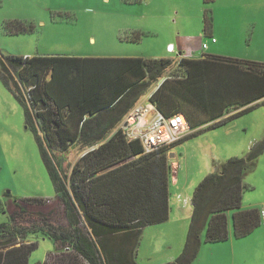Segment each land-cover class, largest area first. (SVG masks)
<instances>
[{
	"label": "trees",
	"instance_id": "obj_1",
	"mask_svg": "<svg viewBox=\"0 0 264 264\" xmlns=\"http://www.w3.org/2000/svg\"><path fill=\"white\" fill-rule=\"evenodd\" d=\"M204 25L205 30L213 26L211 8L204 12ZM3 27L7 34L35 29L20 19L6 20ZM140 40V32L129 38ZM0 80L23 106L26 127L34 132L56 192L54 198L12 200L15 212L0 223V264H29L40 236L56 244L42 264H138L144 228L169 219V150L264 103V62L231 57L29 56L0 50ZM160 81L150 100L163 114L182 113L190 129H199L169 148L145 152L117 127ZM72 147L84 152L65 169ZM263 153L264 138L247 155L230 157L198 183L185 247L174 260L160 264H191L203 231L207 242L228 240L231 211L235 238L263 224L262 209L243 208L245 175ZM26 203L59 209L33 224H17L16 212ZM62 204L70 228L47 219L55 220Z\"/></svg>",
	"mask_w": 264,
	"mask_h": 264
},
{
	"label": "rangeland",
	"instance_id": "obj_2",
	"mask_svg": "<svg viewBox=\"0 0 264 264\" xmlns=\"http://www.w3.org/2000/svg\"><path fill=\"white\" fill-rule=\"evenodd\" d=\"M207 8L212 9L213 15L210 29L214 27L219 38L230 37L225 52H240L239 48L244 49L243 43L248 44L251 38L255 44L247 46L249 51L264 59V0H216L212 4L204 0H0V50L5 54L29 56L153 57L164 54L168 45L173 44L176 51L168 54L175 57L179 50L197 51L203 42L212 39L204 31ZM10 19L33 23L35 29L7 34L3 25ZM136 32L141 33V40L129 41ZM262 41L263 45H259ZM197 129L187 128L183 137ZM263 138L264 103H260L227 124L207 129L172 147L168 154L172 165L169 219L144 228L137 263L174 260L187 241L191 198L198 183L230 157L247 155L253 143ZM83 152L72 147L66 153L65 169ZM261 156L257 167L245 175L243 208L259 207L264 214ZM55 195L38 141L26 127L24 108L0 80V197L5 204L0 223L9 221L10 213L15 212L12 200ZM50 205L23 204L14 220L17 224H33L59 209ZM232 213L229 212V239L210 243L203 231L199 255L191 264H264V222L250 235L238 239L233 236ZM54 217L55 220L53 216L47 219L59 227H71L63 204L58 217ZM38 238L39 245L32 252L29 264H42L48 253L56 249L53 239Z\"/></svg>",
	"mask_w": 264,
	"mask_h": 264
},
{
	"label": "built area",
	"instance_id": "obj_3",
	"mask_svg": "<svg viewBox=\"0 0 264 264\" xmlns=\"http://www.w3.org/2000/svg\"><path fill=\"white\" fill-rule=\"evenodd\" d=\"M203 46L207 47V44ZM168 50L172 51L173 46L168 45ZM161 81L130 109L117 127L128 141L138 140L145 152L171 147L189 128L182 113L167 116L150 100Z\"/></svg>",
	"mask_w": 264,
	"mask_h": 264
},
{
	"label": "crops",
	"instance_id": "obj_4",
	"mask_svg": "<svg viewBox=\"0 0 264 264\" xmlns=\"http://www.w3.org/2000/svg\"><path fill=\"white\" fill-rule=\"evenodd\" d=\"M252 30L253 31L256 30L255 26L252 27ZM204 31L206 32V34H208L209 36L212 37L210 42L209 41L208 42H203V44L204 43L207 44V47H204L203 44H202V47L200 46V49L197 50V51L196 50L190 51L191 49L189 51H187L183 47L184 50H179V52L177 53L178 55H176L175 57L179 56V57H185V58H189V59H197L198 60V59H203L205 57H214L215 56V57H231V58H238V59H244V60H253V61L264 62L263 58L258 57V56H254L249 51L250 49L247 46L248 45L252 46L253 44H255V43H252L251 38H249L250 41L246 42L248 44L243 43L244 46L246 47V49L244 47V49L246 51L244 49L239 48L240 52L231 53V52H225L226 45L231 43V41L229 40L230 37H227V35H225L223 38L222 37H220V38L217 37L216 34H215V31H214V27L212 29L205 30V25H204ZM202 38H204V37L202 36ZM234 43L240 44V41H235ZM258 44L259 45H263V41L259 42ZM169 45L173 46V44H169ZM174 51H176V45L173 46V50L172 51L166 49L164 54H156L153 57L154 58H157V57H168V58H171L173 56H169L168 53H173ZM126 56H130V55H126ZM119 57H123V56H119ZM138 57H140V56H138ZM156 86H154V88ZM261 157H262V160L264 161V154Z\"/></svg>",
	"mask_w": 264,
	"mask_h": 264
}]
</instances>
